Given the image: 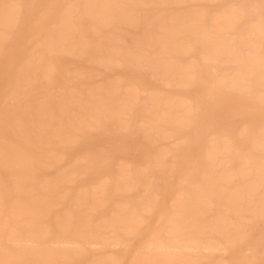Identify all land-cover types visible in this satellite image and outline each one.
<instances>
[{"label":"rangeland","instance_id":"374dc122","mask_svg":"<svg viewBox=\"0 0 264 264\" xmlns=\"http://www.w3.org/2000/svg\"><path fill=\"white\" fill-rule=\"evenodd\" d=\"M259 5L0 0V264H261Z\"/></svg>","mask_w":264,"mask_h":264},{"label":"bare ground","instance_id":"6f19581e","mask_svg":"<svg viewBox=\"0 0 264 264\" xmlns=\"http://www.w3.org/2000/svg\"><path fill=\"white\" fill-rule=\"evenodd\" d=\"M181 1V0H180ZM184 22H187V21H184ZM182 24V23H181ZM196 29V28H195ZM202 36V35H201ZM208 41V40H207ZM205 44V43H204ZM65 48V47H64ZM204 49L207 51V59H211V60H215L216 59V56L218 55V46L217 45H215V44H213V43H206L205 44V46H204ZM74 54H76V53H74ZM227 59H229V58H227ZM233 60H236L238 63H239V71H240V73H242V74H246V75H249L250 74V71L249 70H247L246 69V67H245V65H244V62L242 61V60H237V59H233ZM114 63V62H113ZM213 67H212V78L210 79V80H208V79H206V78H204V77H201V79H202V81L203 82H205L208 86H209V88H210V90H212V91H214V92H218V91H220V89L222 88V87H229L230 86V77L228 76V75H226V77H219V75H218V69H217V66L216 65H212ZM258 69V68H257ZM172 72V71H171ZM175 74V73H174ZM189 79V78H188ZM192 79V78H191ZM186 82H188V81H186ZM190 82V81H189ZM193 84V83H192ZM111 87V86H110ZM238 89V88H237ZM263 91H264V86H262V84H260V85H258L255 89H253V92L252 93H247V94H244L243 96H241L240 98L244 101V102H246V103H253V99L252 98H255L256 99V101L258 102V103H261V97H262V95H264V93H263ZM213 94V93H212ZM196 95V94H195ZM225 100V99H224ZM229 100V99H228ZM248 105V104H247ZM238 107V106H237ZM252 107H253V105H252ZM236 108V107H235ZM125 110V109H124ZM258 110V109H257ZM254 111H256V110H254ZM254 111H252L251 110V112H253L254 113ZM114 113V112H113ZM116 113V112H115ZM108 115V114H107ZM123 115H124V113H123ZM256 116H258V115H256ZM117 117V116H116ZM122 117V116H121ZM252 117H255L254 115L252 116ZM118 119V118H117ZM125 119H126V117H125ZM120 121V120H119ZM122 121V120H121ZM126 123V122H125ZM262 124H264V122L262 123ZM124 126V125H123ZM148 126V125H147ZM264 126V125H263ZM146 127V126H145ZM257 127V126H256ZM255 127V128H256ZM259 127V126H258ZM261 127V126H260ZM262 129H261V132L262 133H264V129H263V127H261ZM127 129V128H126ZM247 129H249V128H247ZM122 130V129H121ZM147 130V129H146ZM255 130V129H254ZM259 130V132H257L258 134L260 133V128L258 129ZM257 130V131H258ZM263 130V131H262ZM247 131V130H246ZM245 130L244 131H242V134H243V132H245V134L247 133V137H246V140L247 139H253L252 138V136H251V131H248V132H246ZM253 133H254V131H253ZM256 133V132H255ZM256 133V135H258ZM261 133V134H262ZM261 134H259V138L261 139V137L263 138L264 137V135L262 136ZM255 135V134H254ZM151 138V137H150ZM146 139V138H145ZM166 139V138H165ZM168 139V138H167ZM250 139V140H251ZM152 140V139H151ZM154 140V139H153ZM254 140H256L257 141V139L256 138H254ZM159 141H160V138H159ZM166 141V140H165ZM253 141V140H252ZM258 141H259V139H258ZM263 141V140H262ZM144 142V141H143ZM149 142V141H148ZM148 142H145V143H148ZM151 142V141H150ZM153 142V141H152ZM155 142V141H154ZM254 142V141H253ZM259 143V142H258ZM253 144H257V142H255V143H253ZM145 145H147V144H145ZM148 145L150 146L151 145V143L149 144L148 143ZM152 146V145H151ZM150 146V147H151ZM256 146H258V145H255V147ZM260 147V146H259ZM262 147V146H261ZM264 147V146H263ZM135 148V147H134ZM141 148V147H140ZM152 148V147H151ZM163 148V147H162ZM257 148V147H256ZM137 149H138V147H137ZM177 149V148H176ZM178 149H179V147H178ZM258 149V148H257ZM164 150V149H163ZM260 150V149H259ZM261 150H264V148L262 149L261 148ZM138 151H139V149H138ZM142 151V150H141ZM162 151V150H161ZM160 150L159 151H157V152H161ZM140 152V151H139ZM156 152V154H158ZM137 153V152H136ZM154 153H155V151H154ZM162 153H166L165 151L164 152H162ZM139 154V153H138ZM155 154V155H156ZM167 154V153H166ZM165 154V155H166ZM152 155H153V153H152ZM151 154H150V156L152 157L151 159H150V157H149V155H148V153H147V151L146 150H144V151H142V154L140 155V162H139V165H140V167L142 168V170L143 171H145V172H150L152 169H153V167L155 166L154 164H155V162H157V161H155V159H154V162H153V156H152ZM154 155V156H155ZM160 155H161V153H160ZM136 157H138L137 156V154H136ZM136 159V158H135ZM138 159V158H137ZM136 159V160H137ZM243 159H245V158H243ZM248 160V159H247ZM166 161V160H165ZM164 161V163H162V162H160V161H158V162H160V163H162L161 164V166L163 165V167H164V165H165V162ZM243 161V160H242ZM260 161H263V160H260ZM244 162L246 163V161L244 160ZM259 164V163H258ZM138 165V166H139ZM154 165V166H153ZM264 165V164H263ZM157 166H159L158 167V169H160L161 167H160V165H157ZM262 166V165H261ZM260 167V166H259ZM155 168V167H154ZM263 168V167H262ZM157 169V170H158ZM167 169V168H166ZM170 167H169V171H170ZM258 169V168H257ZM157 170H156V172H157ZM161 170V169H160ZM164 170V169H163ZM163 170H161V172L162 173H164L165 172V170H164V172H163ZM172 170V169H171ZM264 170V169H263ZM154 171V170H153ZM211 172H213V171H211ZM210 172V173H211ZM243 172V171H242ZM246 172V171H245ZM161 173V174H162ZM264 173V172H263ZM158 174V173H157ZM169 174V173H168ZM212 174V173H211ZM210 174V175H211ZM260 174H261V171H260ZM159 176H161L160 175V173L158 174ZM157 175V176H158ZM165 175V179H167V177H166V175H167V171H166V173L164 174ZM141 176V175H140ZM156 176V177H157ZM162 177V176H161ZM168 177H170V176H168ZM261 177H263V176H261ZM140 179H141V177H140ZM158 179H159V177H158ZM165 179H163V180H161V182L159 181V180H154L155 182H157V184H155L154 182H153V184L154 185H162V182H163V184H165L164 182H165ZM260 179V178H259ZM120 180V179H119ZM118 180V181H119ZM169 180V179H168ZM116 181V180H115ZM142 182H143V180H141ZM158 181L160 182L159 184H158ZM167 181V180H166ZM117 182V181H116ZM123 182V181H122ZM117 184H119V183H117ZM143 185V184H142ZM151 185H152V183H151ZM159 185V186H160ZM178 185H179V183H178ZM117 187V186H116ZM162 187H163V185H162ZM162 187L160 186V188L159 189H162ZM175 187V186H174ZM179 187V186H178ZM178 187H177V190H178ZM127 188V187H126ZM147 188V187H146ZM155 187H153V189H154ZM157 188V187H156ZM155 188V189H156ZM120 190V189H119ZM124 190V189H123ZM163 190V189H162ZM162 190H161V192H162ZM154 191H156V190H153V193H154ZM157 192H159V190L157 191ZM177 193H178V191H177ZM146 194H148L147 192H146ZM157 195H158V197H160L159 196V194L158 193H156ZM179 194V193H178ZM177 194V195H178ZM151 196H152V192H151ZM155 196V195H154ZM149 197V196H148ZM153 197V196H152ZM151 198V197H150ZM152 199V198H151ZM156 199H158V198H156ZM153 200V199H152ZM154 201V200H153ZM171 201H172V199H171ZM170 203H174V202H170ZM203 203V202H202ZM172 204H171V206H172ZM199 204H201V203H199ZM147 205V204H146ZM176 205V204H175ZM175 205H173L174 206V208H176V206ZM178 205V204H177ZM150 206V205H149ZM172 206V207H173ZM200 206V205H199ZM145 207V206H144ZM142 208V207H141ZM147 209V208H146ZM176 209H178V206H177V208ZM145 210V209H144ZM149 210H151V209H148V211H146L147 213L148 212H150ZM198 210V209H197ZM145 212V211H144ZM151 213V212H150ZM144 215V214H143ZM146 216V215H145ZM146 220V219H145ZM230 220V219H229ZM160 222H161V220H160ZM138 223H139V221H138ZM140 224L142 225V223L140 222L139 223V226L138 227H140ZM155 224V223H154ZM153 224V225H154ZM157 224H158V221H157ZM138 225V224H137ZM156 225V224H155ZM259 225V224H258ZM159 227V226H158ZM168 227V226H167ZM167 229V228H166ZM158 230V229H157ZM161 230V229H160ZM168 230V229H167ZM162 231H164V230H162ZM153 233V232H152ZM151 233V234H152ZM167 233V232H166ZM165 234V233H164ZM153 235V234H152ZM234 235V234H233ZM81 236V235H80ZM228 236V235H227ZM235 236V235H234ZM29 237V236H28ZM146 237V236H145ZM159 237H160V235H159ZM250 237V236H249ZM85 238V237H84ZM157 238V237H156ZM251 238V237H250ZM18 240V239H17ZM74 240V239H73ZM227 240H229V239H227ZM29 242V241H28ZM62 242V241H61ZM8 243V242H7ZM19 243V242H18ZM197 243V242H196ZM261 243H263V242H261ZM148 244H149V242H148ZM198 244V243H197ZM215 244V243H214ZM95 245H96V243H95ZM94 245V246H95ZM93 246V245H92ZM150 246V245H149ZM158 246V245H157ZM160 246V245H159ZM261 246H262V244H261ZM187 247V246H186ZM193 248V247H192ZM205 248V247H204ZM208 249H214L215 248V245H209L208 247H207ZM184 249V248H183ZM188 249V248H187ZM206 249V248H205ZM207 249V250H208ZM261 249V248H260ZM206 250V251H207ZM215 250V249H214ZM258 250V249H257ZM262 251V250H261ZM259 252H260V250H259ZM257 254V253H256ZM261 256V255H260ZM263 256V255H262ZM258 258V257H257ZM221 262V261H220Z\"/></svg>","mask_w":264,"mask_h":264},{"label":"snow or ice","instance_id":"6c2138e0","mask_svg":"<svg viewBox=\"0 0 264 264\" xmlns=\"http://www.w3.org/2000/svg\"><path fill=\"white\" fill-rule=\"evenodd\" d=\"M19 7V6H17ZM35 7L37 10H39L42 14H47V11L52 9V8H55L57 6L55 5H50V4H40V5H35L33 6ZM67 8H74V7H81V6H78V5H67L65 6ZM84 7H89V6H84ZM151 7V6H149ZM250 7H255V5H252ZM260 10H261V14L262 16H264V0H260ZM54 39H56V37H54ZM262 86H264V74H262ZM261 103L262 105H264V95H262L261 97ZM262 215H264V205H262ZM243 264H253V262H243ZM261 264H264V260L261 261Z\"/></svg>","mask_w":264,"mask_h":264}]
</instances>
